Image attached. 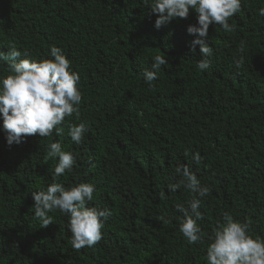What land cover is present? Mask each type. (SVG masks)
<instances>
[{"label": "trees", "instance_id": "trees-1", "mask_svg": "<svg viewBox=\"0 0 264 264\" xmlns=\"http://www.w3.org/2000/svg\"><path fill=\"white\" fill-rule=\"evenodd\" d=\"M261 9L264 0H241V11L229 19L235 31L211 25V65L200 70V46L192 51L197 37L187 32L198 23L194 9L157 30L158 17L143 0H0V52L14 45L29 54L21 59L43 61L60 48L69 71L79 74L82 96L74 106L79 118L74 113L51 136L11 146L0 113V264H207L208 237L225 212L250 223L248 235L264 241ZM155 56L168 64L149 84L143 74L153 70ZM9 74L0 59V89ZM80 123L87 131L77 144L69 126ZM56 142L75 158L58 178V160L46 159ZM197 152L199 164L192 159ZM183 166L210 189L197 220L205 239L196 244L180 231L177 210L190 208L193 194L169 190ZM56 182L66 190L93 185L89 207L111 211L94 247L74 250L70 218L60 211L40 227L32 192Z\"/></svg>", "mask_w": 264, "mask_h": 264}, {"label": "clouds", "instance_id": "clouds-1", "mask_svg": "<svg viewBox=\"0 0 264 264\" xmlns=\"http://www.w3.org/2000/svg\"><path fill=\"white\" fill-rule=\"evenodd\" d=\"M149 8V14H156L155 27L157 30L172 20L187 19L190 9H194L197 24L189 25L187 32L197 38L192 42V51L196 45L200 46L203 57L198 61L200 70H207L213 55V48L206 39L211 25L220 26L226 32L235 31V26L229 24V19L241 11V0H143ZM259 14L264 16V9ZM27 52H21L14 45L9 50L0 52V59L7 61L9 74L2 80L0 89V113L3 116V129L6 139L11 146L25 142L28 137L39 134L43 138L52 135L53 131L61 125L66 117L76 113L79 118L78 106L82 96L78 90L79 74L69 71L70 61L60 48L53 46L51 56L54 59L32 61L21 59L27 57ZM152 71H145V82L151 84L156 80L157 71L168 64V60L155 56ZM239 67V64L237 65ZM87 131L85 124L69 126V136L72 141L79 144L83 141ZM63 134L61 128L56 133ZM189 153L185 152V156ZM46 159L58 160L54 168V178L71 171L75 158L73 154L62 150L60 143L48 145ZM192 159L195 163L201 162L197 152ZM182 173V179L169 185L174 192L181 187L191 191L193 198L188 202L190 208L177 205V210L183 213L180 221V231L190 244L203 242L205 234L197 226V220L203 219L201 212V199L210 194V189L201 187L200 180L188 166L176 169ZM94 186L82 183L66 190L61 183H52L46 191L32 192L34 200L35 217L41 222V228H47L53 223L49 213L60 211L69 216V228L72 233L71 245L74 250L85 247H94L102 239L104 222L111 216L110 210H100L89 207L94 196ZM199 197V198H197ZM160 199H166L163 192ZM224 223L213 231L208 237L212 242L208 247L207 264H264V241L253 239L248 235L250 223H241L225 212Z\"/></svg>", "mask_w": 264, "mask_h": 264}]
</instances>
